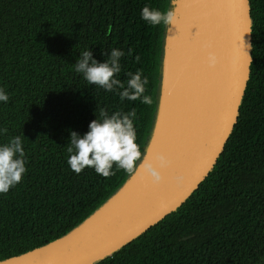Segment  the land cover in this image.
<instances>
[{"label":"trees","instance_id":"1","mask_svg":"<svg viewBox=\"0 0 264 264\" xmlns=\"http://www.w3.org/2000/svg\"><path fill=\"white\" fill-rule=\"evenodd\" d=\"M172 0H0V144L20 135L26 173L0 194V259L56 240L80 225L132 173L104 178L66 163L69 131L135 107L142 157L156 121L166 26L140 19ZM251 63L237 121L205 179L173 212L95 264H264V0H249ZM122 50L120 80L141 69L151 105L87 84L73 64L85 49ZM131 49V54H129ZM140 61L136 62L135 57ZM140 161L137 162L139 165Z\"/></svg>","mask_w":264,"mask_h":264},{"label":"water","instance_id":"2","mask_svg":"<svg viewBox=\"0 0 264 264\" xmlns=\"http://www.w3.org/2000/svg\"><path fill=\"white\" fill-rule=\"evenodd\" d=\"M214 1L221 25L220 64L213 101L192 149L172 158L169 167L157 168L163 177L158 185L152 184L146 173H139L157 129L170 25L163 37L156 121L142 161L128 181L80 225L43 246L6 258L7 264H95L173 212L205 179L237 121L249 79L252 47L249 0ZM178 3L171 1L170 10L175 15ZM174 151L181 153L182 149Z\"/></svg>","mask_w":264,"mask_h":264},{"label":"clouds","instance_id":"3","mask_svg":"<svg viewBox=\"0 0 264 264\" xmlns=\"http://www.w3.org/2000/svg\"><path fill=\"white\" fill-rule=\"evenodd\" d=\"M140 19L150 26H175L177 18L172 10L161 11L150 8L145 4L140 10ZM131 54V49H129ZM106 59L98 61L93 52L85 49L79 54L73 68L89 85L103 89L106 92L118 94L121 101H139L141 104L151 105L152 97L146 93L149 84L148 76L141 69L135 72H126V80H120L117 75L121 72L120 58L125 53L112 48L108 53L101 52ZM136 62L140 57H135ZM217 57L209 52L207 56L208 67H214ZM9 94L0 88V102L7 103ZM100 117L88 123L87 131L82 135L74 130L69 131L67 144L68 168L75 174H80L86 168L92 169L101 177L107 178L115 174V170L132 173L138 161H142V153L137 143V111L133 107L127 112L114 111L111 114L100 109ZM7 132L0 128V134ZM155 164L143 160L144 172L154 185L162 182L159 169L169 167L170 161L162 154L155 156ZM25 151L20 135L9 138L6 143L0 144V194H6L16 187L26 173ZM179 181L180 177L175 178ZM0 264H7L6 259H0Z\"/></svg>","mask_w":264,"mask_h":264},{"label":"bare ground","instance_id":"4","mask_svg":"<svg viewBox=\"0 0 264 264\" xmlns=\"http://www.w3.org/2000/svg\"><path fill=\"white\" fill-rule=\"evenodd\" d=\"M176 18L177 24L171 27L168 38L157 129L145 159L153 165L157 154L170 161L186 155L188 148L192 149L213 101L220 64L221 25L215 1L179 0ZM209 52L217 57L216 65L211 68L207 65ZM178 57H183L185 66L180 71L189 81L181 96L175 82ZM174 149H182V152ZM139 173L145 174L143 166Z\"/></svg>","mask_w":264,"mask_h":264},{"label":"rangeland","instance_id":"5","mask_svg":"<svg viewBox=\"0 0 264 264\" xmlns=\"http://www.w3.org/2000/svg\"><path fill=\"white\" fill-rule=\"evenodd\" d=\"M177 60L178 61H177V71L175 73V82L176 83L178 82L177 85H178V87H180V89H179V91H178V89H176V93L178 91L179 96H181L185 92V89L188 86L189 81H188L186 75L182 74L181 73L182 71H180L183 68V66H185L183 57H180V58L178 57ZM183 82H184V86H182Z\"/></svg>","mask_w":264,"mask_h":264}]
</instances>
